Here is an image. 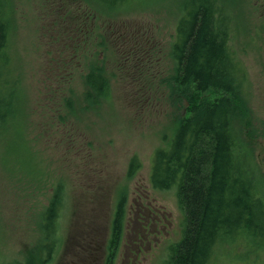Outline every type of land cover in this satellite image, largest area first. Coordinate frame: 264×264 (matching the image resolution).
Returning a JSON list of instances; mask_svg holds the SVG:
<instances>
[{
  "label": "rangeland",
  "instance_id": "obj_1",
  "mask_svg": "<svg viewBox=\"0 0 264 264\" xmlns=\"http://www.w3.org/2000/svg\"><path fill=\"white\" fill-rule=\"evenodd\" d=\"M186 0H135L110 14L89 0H11L10 51L21 83L16 124L0 138V262L161 264L181 237L176 190L150 184L153 152L172 139L186 104L172 90L171 46ZM222 4H224L222 2ZM230 47L250 83L243 140L264 198V0H230ZM99 68L110 98L84 105ZM140 168L128 177L131 157ZM61 185L56 249L42 215ZM121 234L110 247L115 208ZM210 264H264V250L221 246Z\"/></svg>",
  "mask_w": 264,
  "mask_h": 264
},
{
  "label": "trees",
  "instance_id": "obj_2",
  "mask_svg": "<svg viewBox=\"0 0 264 264\" xmlns=\"http://www.w3.org/2000/svg\"><path fill=\"white\" fill-rule=\"evenodd\" d=\"M103 12L128 9L135 0H89ZM230 0H186L176 22L171 58L172 90L186 104L172 139L153 152V189L176 190L182 213L181 237L161 264H210L221 246L237 242L264 250V198L258 191L243 126L251 88L243 64L230 47ZM222 2L224 4H222ZM11 0H0V138L16 124L21 83L10 51ZM84 105L96 110L110 98L109 81L91 68L84 77ZM140 168L129 160L128 177ZM61 185L54 187L41 223V248L51 256L58 242ZM124 198L118 201L110 247L121 234ZM0 264H31L8 262Z\"/></svg>",
  "mask_w": 264,
  "mask_h": 264
}]
</instances>
